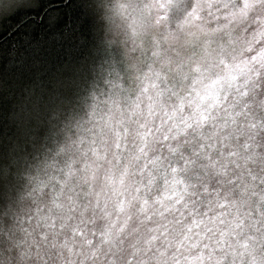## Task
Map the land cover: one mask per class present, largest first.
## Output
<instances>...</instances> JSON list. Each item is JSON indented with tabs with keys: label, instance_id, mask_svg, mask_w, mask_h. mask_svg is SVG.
Instances as JSON below:
<instances>
[{
	"label": "clouds",
	"instance_id": "obj_1",
	"mask_svg": "<svg viewBox=\"0 0 264 264\" xmlns=\"http://www.w3.org/2000/svg\"><path fill=\"white\" fill-rule=\"evenodd\" d=\"M78 4L0 136V264H264V0Z\"/></svg>",
	"mask_w": 264,
	"mask_h": 264
},
{
	"label": "trees",
	"instance_id": "obj_2",
	"mask_svg": "<svg viewBox=\"0 0 264 264\" xmlns=\"http://www.w3.org/2000/svg\"><path fill=\"white\" fill-rule=\"evenodd\" d=\"M92 24L78 0H40L37 8L7 16L0 28V136L14 132L6 118L25 85L37 74L42 80L67 75L64 66L87 55ZM56 34L59 42L51 39Z\"/></svg>",
	"mask_w": 264,
	"mask_h": 264
},
{
	"label": "rangeland",
	"instance_id": "obj_3",
	"mask_svg": "<svg viewBox=\"0 0 264 264\" xmlns=\"http://www.w3.org/2000/svg\"><path fill=\"white\" fill-rule=\"evenodd\" d=\"M40 1V0H39ZM29 9H33V8H27V9H16L15 11H11V12H9L8 14H7V16H9V15H11V14H13V13H16V12H20V11H23V10H29ZM7 16H6V18H7ZM1 24L2 23H0V28H1Z\"/></svg>",
	"mask_w": 264,
	"mask_h": 264
}]
</instances>
